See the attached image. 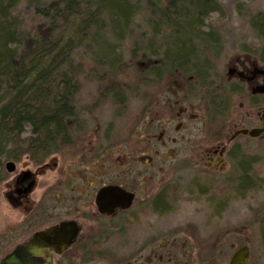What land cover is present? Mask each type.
<instances>
[{
  "label": "trees",
  "instance_id": "obj_1",
  "mask_svg": "<svg viewBox=\"0 0 264 264\" xmlns=\"http://www.w3.org/2000/svg\"><path fill=\"white\" fill-rule=\"evenodd\" d=\"M222 1L26 0V19L17 10L21 0H0V179L8 160L25 155L41 163L71 146L84 108L73 101L78 79H111L123 65L125 43L131 62L138 58L145 66L139 74L154 84L171 72L192 76L195 91L211 93L210 105L227 104V97L214 92V81L207 84L214 77L219 32L204 29ZM248 20L264 44V14L251 13ZM261 52L257 56L264 62ZM120 86H103L97 100L108 95L125 105ZM248 169L239 159L234 190L240 197L259 186Z\"/></svg>",
  "mask_w": 264,
  "mask_h": 264
},
{
  "label": "rangeland",
  "instance_id": "obj_2",
  "mask_svg": "<svg viewBox=\"0 0 264 264\" xmlns=\"http://www.w3.org/2000/svg\"><path fill=\"white\" fill-rule=\"evenodd\" d=\"M25 1L21 0L17 10L21 16L27 19ZM222 6L220 12L211 13L204 21V29L209 26L217 30L221 41L218 52L219 61L215 64L214 77H211L210 81H216L218 76L228 77V72H232L235 76L241 70H245L247 73L249 68L251 81L246 84L247 90L251 93L260 92L259 88L264 86V81L259 76H254L253 73L264 70V62L257 56L262 53L261 51L264 53V44L252 30L248 18L251 13L261 12L264 14V0H223ZM137 21L141 23L140 18ZM125 45L126 47L124 44L120 47L125 58L123 65L113 76H109L112 78L101 83L91 76H82L78 79L79 89L73 101L79 110L84 107L81 109L83 111L80 110L79 115L87 128L85 137L89 141L95 143L102 136L103 129L111 127L114 138L115 135H126V145L113 156L130 158L132 155H137L139 148H144L145 152L148 151L152 154L153 167L148 170L151 177L144 180L143 183V189L150 191L153 185L166 181L171 175L168 159L162 160V157L172 153V148L179 153H187L189 150V144L185 142L184 131L177 132L179 124L174 120V117L184 106L190 107V115L197 114V107L206 103L205 95L201 94L198 95V98H191L187 101L180 97L172 98L171 95H174L172 91L185 82V79L176 73L163 78L162 86L164 85L167 91H161V86V92L158 94L159 90L155 92L153 80L143 76L145 66L139 64L141 61L138 58L131 62L132 59L127 52L128 43ZM241 62H243L242 65H240ZM110 82L122 86L120 87L123 88V97L120 101L125 105L115 104L113 98H108V95L102 97L100 101L97 100V94L103 91L101 88ZM244 102L240 97L234 98L233 106L241 107ZM84 109H89L92 114L87 113ZM241 109L243 111V108ZM252 113L251 107V116ZM140 118L142 121L138 123ZM160 122L164 123L163 127L160 126ZM136 128L139 134L133 135ZM161 134L164 135V139H161ZM173 135L182 136V140L173 145L169 141ZM202 139L203 135L201 134L197 141L200 143L198 145L200 151L206 145ZM149 140L150 144H148ZM238 142L240 147L238 158L249 163L248 171L251 173L252 169L259 186L252 191H246L240 197L234 190L236 179L240 176L235 169L225 171L223 176L218 178L209 176L212 180L219 179L220 183L218 187H216L217 183H214L210 189L205 188L206 196L203 200L206 199L207 206L204 215L201 216L199 213L198 205L190 204V201L194 200L196 196L184 195L182 201L185 202L183 204L181 202V205L178 204L177 215L161 217L159 222L154 225L160 234L170 232L174 235L170 245L158 251L148 264H178L179 262L184 264H227L233 252L242 245H246L249 249L246 264H264V241H262L264 237V141L251 139ZM61 153L48 157L45 163L37 168L36 178L41 181L42 186L39 185L35 189L33 198L40 194H42V198L45 196L48 198L41 207L37 204L29 211L28 203L23 202L19 205L11 199L14 194L11 180L15 168L17 170L31 169L30 160L23 155L18 161H13L15 168L12 172L5 170L2 179H0V258L24 240L42 222L37 216L45 213L49 207L55 208L58 205L49 196L61 191L62 188L59 185L63 182L60 180L59 172L66 165L69 166L75 161L74 157L65 151ZM116 161L118 160L116 159ZM142 169L136 162H130L126 166L128 185L136 184V171ZM115 170L114 167H111L107 171L112 173ZM108 175L105 176L108 177ZM97 179L102 180L103 178ZM205 183L206 179L200 180L202 186H206ZM138 193H140L139 190ZM39 205L41 204L39 203ZM144 232H147L146 224H144ZM180 233H186L189 240L181 236ZM171 252L172 254H168ZM143 263L146 264L145 260Z\"/></svg>",
  "mask_w": 264,
  "mask_h": 264
},
{
  "label": "flooded vegetation",
  "instance_id": "obj_3",
  "mask_svg": "<svg viewBox=\"0 0 264 264\" xmlns=\"http://www.w3.org/2000/svg\"><path fill=\"white\" fill-rule=\"evenodd\" d=\"M216 60L217 63L219 58ZM173 73L175 72L165 74L164 77ZM253 74L264 81V70L254 71ZM180 77L185 79V82L172 91L174 94L171 95L172 98L180 97L187 101L191 98H198V95L202 94L205 95L206 103L200 104L197 107L198 113L193 116L190 115V107L184 106L174 117L179 124L177 132L184 131L185 142L189 144V150L187 153H179L172 148L173 152L166 155L168 157H162V160L168 159L170 164L169 178L158 185H153L150 191H145L143 183L151 177L148 170L153 167L152 154L145 152L144 148H139L137 155H132L130 158L113 156L126 145V135H115L114 138L112 128L106 127L103 129L102 136L92 143L85 137L87 128L84 122L78 121L75 123L76 136L71 140V146L48 155L41 163H34L26 156L30 160L31 169L17 170L15 167V170L13 169L11 186L14 194L11 199L19 205L23 202L28 203L29 211L37 204L41 207L48 198L47 196L42 198V194L33 198L35 189L39 185L42 186L41 181L36 178L37 168L44 164L48 157L62 151L70 154L75 160L59 172L60 180L63 182L59 185L62 188L61 191L49 196L58 205L55 208L49 207L53 211L48 209L37 216L42 222L19 244L35 243L33 234L36 231H44L51 226H57V232L62 237H65L63 234L73 231V235L70 238L67 237L68 241L51 245L44 243L41 245V242H38L45 254L51 256L53 264H144V260L148 264L158 251L170 245L174 235L170 232L160 234L154 225L161 217L167 215L173 217L181 202L182 204L185 202L182 201L184 195H195L196 198L190 201V204L198 205L199 213L201 216L204 215L207 206L206 199L203 200L206 196L205 188L210 189L214 183H217L216 187H218L220 183L219 179L212 180L209 176L218 178L223 176L225 171H232V169L239 174L240 147L238 141H250L251 139L264 141V129L255 137L241 132V130L249 131L251 128L264 126V86L262 85L259 88L260 92L257 93L247 90L246 84L251 81L249 68L247 73L241 70L236 76L228 72V77L218 76L214 81L215 88L213 89L221 98L227 97V104L210 105L208 98L211 93L207 89L201 92L195 91L196 85L194 84V88L192 76L180 75ZM163 78L154 84L155 92L159 90L158 94L161 91H167L165 86H162ZM208 83L212 85L213 81ZM237 97L245 101L241 107L233 106L234 98ZM168 119L170 120L169 117ZM141 121L140 118L138 123ZM163 125L164 123L160 122V126L163 127ZM134 134H139L137 128ZM201 134L203 135L202 142L205 141L206 145L200 151V146H198L200 143L197 141ZM161 139H164L162 134ZM181 140L182 136L177 135L169 139L173 145ZM130 162H136L143 168L136 171L135 185H128L126 181L125 168ZM111 167L116 169L112 173L107 171ZM204 179H206L207 184H204L206 186L200 184V180ZM107 185L117 186L131 193L130 203L122 207L120 204L125 202L123 201L124 194L111 195L109 198H114V202L118 204L112 208L111 202L113 201L107 200L102 203V211H100L96 196L99 189ZM55 210L57 212H54ZM144 224H146L147 232H144ZM180 235L187 238L186 233H180ZM42 242L45 241L42 240ZM34 257L39 261L43 260L42 257L36 255ZM178 264L184 263L179 262Z\"/></svg>",
  "mask_w": 264,
  "mask_h": 264
},
{
  "label": "water",
  "instance_id": "obj_4",
  "mask_svg": "<svg viewBox=\"0 0 264 264\" xmlns=\"http://www.w3.org/2000/svg\"><path fill=\"white\" fill-rule=\"evenodd\" d=\"M263 120H264V114H263ZM264 129V126L262 128H251V130H241L242 133H248L251 137L257 136L262 130ZM5 169L7 172H12L14 169V163L12 161H7L5 163ZM124 192V193H123ZM119 195L124 194V203L120 204V206L125 207L127 206L131 199L132 194L129 192H125L121 190L117 186L107 185L99 189L97 196H96V202L98 204V208L100 211H102V203L105 201H113L111 204L113 205L112 208L117 205L118 203L114 202V198H109L111 195ZM108 197V198H107ZM62 225V224H61ZM73 235V231H71L69 234H63L62 235L57 232V226H51L50 228L44 230V231H37L33 234V239L35 243L29 242L27 244H19L12 248L9 252L5 253L0 258V264H51V257L48 254H45L42 250L41 246L38 244V242H41V245L44 244H58L61 241H68L67 237H71ZM67 239V240H65ZM45 241V242H42ZM35 255L43 257V261H39L38 259H35ZM249 256V249L246 245H242L239 248H237L231 257L228 260V264H245Z\"/></svg>",
  "mask_w": 264,
  "mask_h": 264
}]
</instances>
